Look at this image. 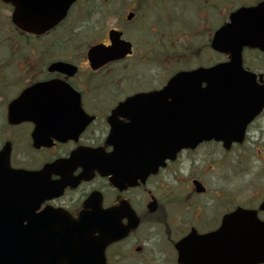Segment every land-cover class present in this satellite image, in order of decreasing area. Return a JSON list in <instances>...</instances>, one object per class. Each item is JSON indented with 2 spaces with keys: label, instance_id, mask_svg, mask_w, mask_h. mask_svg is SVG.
<instances>
[{
  "label": "flooded vegetation",
  "instance_id": "flooded-vegetation-1",
  "mask_svg": "<svg viewBox=\"0 0 264 264\" xmlns=\"http://www.w3.org/2000/svg\"><path fill=\"white\" fill-rule=\"evenodd\" d=\"M251 4L252 0H131V21L148 35L133 42V54L93 70L87 53L63 55V46L55 41L42 48L36 60L25 61L24 68L34 74L26 78L23 89L58 79L67 81L78 97L72 102L67 95L53 97L54 122L63 123L70 135L57 129L56 136L63 139L52 137L50 147L27 148L22 164L36 169L55 164L52 180L65 182V189L46 204L64 208L77 218L88 199L98 201L100 196L102 208L115 211L111 220L126 230L121 232L122 239L108 247V264H180L179 241L193 232L207 234L220 228L234 202L231 171L241 165L239 158L246 155L249 145L264 142V108L249 125L244 143L225 150L215 140L204 142L194 150L180 151L156 174L141 179V172L147 169H140L141 164L148 163L141 158L147 152L130 144L122 150L119 141L139 139L126 133L127 126H147L165 119L171 97L167 96V104L160 95L121 104L140 93H160L164 86L151 84L161 76L171 78L182 70L219 64L221 55L211 47L214 31L228 21L233 10ZM156 9L160 11L151 14ZM58 60L71 63L76 70L71 75L49 72V66ZM141 76L147 85L140 86ZM0 122V139H10L7 110ZM17 127L31 140L33 123ZM119 171L127 175L115 177ZM198 181L204 190L199 189ZM135 221L138 225L133 227Z\"/></svg>",
  "mask_w": 264,
  "mask_h": 264
},
{
  "label": "water",
  "instance_id": "water-1",
  "mask_svg": "<svg viewBox=\"0 0 264 264\" xmlns=\"http://www.w3.org/2000/svg\"><path fill=\"white\" fill-rule=\"evenodd\" d=\"M3 1L14 5L12 20L18 28L31 34H41L63 19L70 5L75 0ZM116 46H118V43H116ZM128 46L129 44L124 46L125 52L123 53H126V47ZM213 46L220 52L230 53L233 61L213 69H200L192 73H181L175 77L171 85L183 88H197L201 86L203 81H206L210 88L218 86L228 88L231 86V81L249 77L250 75L239 73L242 71L241 53L244 47H259L264 50V8L243 9L236 13L233 17V23L221 28L216 34ZM114 49L116 50V47ZM115 50L107 53V59H112L119 54ZM57 67L58 64H55V69ZM231 71H236L237 73L230 76L229 72ZM215 72H220L219 76ZM20 101V99L13 101L12 105L18 104ZM244 127L241 128L243 129ZM225 131L229 132V129L219 126V131L216 132V135L217 133L223 134ZM181 145L189 146L190 142L188 141ZM10 151V145L7 144L0 152V203L3 208L6 207V200H9L10 196L12 203L19 202V194L21 193L20 181L23 178L30 179L24 173L10 169ZM10 174L11 184L9 181ZM36 208L37 205L32 210ZM2 218L0 230L5 232L0 236V264H39L38 257L45 252L51 253L55 250L56 257L73 255V253L79 256L77 250L74 249H71L68 254V251H65L62 245L58 243V241L64 239L63 234L68 231V225L77 228V222L63 225V223L56 220V217H48L44 214H27V216L22 217L20 213L17 215L12 213L11 216ZM241 219L248 223V234H251L247 240L241 236L236 239V248L239 249L241 258L243 259V256H245L246 264H255L257 263L256 261L264 262V226L256 221L254 212L242 215ZM25 221L27 225H24ZM244 241L246 247L244 246ZM96 246V249L92 252L93 257H97L98 253H102L106 243L101 245L96 243ZM88 249L89 247L86 250ZM236 255H238V251H236ZM88 256H90L89 253ZM74 260L72 259L71 262H74ZM51 263L56 264L54 258Z\"/></svg>",
  "mask_w": 264,
  "mask_h": 264
},
{
  "label": "rangeland",
  "instance_id": "rangeland-1",
  "mask_svg": "<svg viewBox=\"0 0 264 264\" xmlns=\"http://www.w3.org/2000/svg\"><path fill=\"white\" fill-rule=\"evenodd\" d=\"M82 3H84L86 5L89 4L88 0H85ZM128 6L129 5L127 4L126 7L123 10L121 9L118 12V13L122 12V14L120 16H123L124 17L127 14V12H128V10H127L128 9ZM80 13H81V10H78L77 11V9H76L74 11L72 17L60 29V31L56 34V36L53 38V35H52L48 39H51L53 42L56 39H61V40L64 39L67 42V41H72L73 40L72 37H71L72 34L79 33V35H80V34L86 33V31L84 29L89 26V25H87L88 22H89V18L88 17H85L84 18V16L81 15ZM97 15H99V14H97ZM7 17H10V10H9V8L8 7L0 8V24L1 23H4L5 20L7 19ZM123 17H122V19H123ZM2 18H4L5 20L2 19ZM117 19H118V17H116V16H111V17H107L106 15L103 16L102 23H101V25L98 28H96L95 34H98V33L102 32L103 30H105V28H107V30H108V29L114 27L116 25V22L119 21ZM10 34L11 33L7 30V26H5V27L0 26V42L2 40H4V39L10 38ZM79 35H77L74 38H79ZM13 37L16 40H18V41H16L15 46H14V49H13L12 52L9 50V47L6 48V47H4V44H1L0 43V60H5L9 56H16V58H17V56H20V59L17 62V66H18L17 69L18 70H23V66H24V63L22 62L24 60L23 58L26 57V56H28V58H30L29 57V56H31V53L30 52H33L34 50H36V48L38 50H40V47L38 46V42L37 41L25 42V41H21L19 38H17L14 35H13ZM150 38L151 37H149L148 39H150ZM11 44L13 45L12 41H11ZM23 45H25V47H23ZM31 45H33L35 48L31 47ZM48 47H50V46H48ZM21 51H22V53L28 52V54L23 55V54H21ZM255 55L256 54H254V53L251 54L252 59L254 58ZM246 56L250 57V54L247 53ZM2 64H4V63L3 62L0 63V69L3 68L2 67ZM141 72L143 73L144 70H141ZM16 75H18V74H16ZM3 85H4V82H2L0 80V88ZM15 90H16L15 88H9V89L6 90V93H7V95H10V94L14 93ZM14 95H11L9 97V99L10 98H13ZM9 99H8V97H6V95L0 94V106H1V104L4 105L6 102H8ZM16 144H17L16 149H18V151L16 153V156L17 157L22 156V154H21L22 153V148L26 147V141H24V140L23 141L18 140L16 142ZM251 165L253 167V169H252V173L253 174L255 172L260 171V170H257V160L255 158H253V157L251 158ZM230 176H231V178H234L232 174H230ZM253 177H254V175H250L249 179L246 178V180L249 181V182H247V181L245 182V183H247L248 190L249 189H253V188L256 187L255 185L252 184V181H251L253 179ZM246 196H248L247 198H252L253 197L252 194H251V192L246 193Z\"/></svg>",
  "mask_w": 264,
  "mask_h": 264
}]
</instances>
